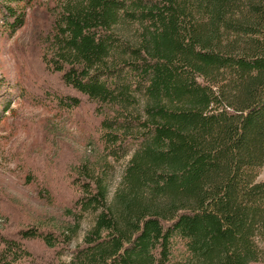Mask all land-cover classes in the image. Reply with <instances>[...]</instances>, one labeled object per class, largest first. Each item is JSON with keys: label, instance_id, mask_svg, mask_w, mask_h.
I'll use <instances>...</instances> for the list:
<instances>
[{"label": "trees", "instance_id": "obj_1", "mask_svg": "<svg viewBox=\"0 0 264 264\" xmlns=\"http://www.w3.org/2000/svg\"><path fill=\"white\" fill-rule=\"evenodd\" d=\"M53 1L41 58L71 92L47 98L96 104L103 158L75 165L61 226L8 235L0 208V264H38L35 241L52 264L264 262V0ZM34 2L0 0V34L24 27ZM127 23L129 40L116 30Z\"/></svg>", "mask_w": 264, "mask_h": 264}, {"label": "rangeland", "instance_id": "obj_2", "mask_svg": "<svg viewBox=\"0 0 264 264\" xmlns=\"http://www.w3.org/2000/svg\"><path fill=\"white\" fill-rule=\"evenodd\" d=\"M53 4L35 0L24 27L13 36L0 34V208L8 217V235L32 225L61 226L64 209L77 195L72 184L75 165L83 158H103L96 104L83 98L80 107L67 110L47 98L50 90L71 92L41 58V37L50 28ZM116 30L128 40L134 38L129 23ZM132 153L114 163L109 201L121 186ZM258 180L264 181V167ZM98 213L84 214L72 247L92 228ZM27 246L38 264H52L53 253L43 244ZM70 256L66 253L63 259Z\"/></svg>", "mask_w": 264, "mask_h": 264}]
</instances>
